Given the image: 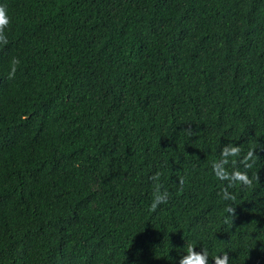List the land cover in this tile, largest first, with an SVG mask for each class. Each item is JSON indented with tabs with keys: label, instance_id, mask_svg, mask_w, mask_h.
Here are the masks:
<instances>
[{
	"label": "trees",
	"instance_id": "obj_1",
	"mask_svg": "<svg viewBox=\"0 0 264 264\" xmlns=\"http://www.w3.org/2000/svg\"><path fill=\"white\" fill-rule=\"evenodd\" d=\"M0 6V264H264V0Z\"/></svg>",
	"mask_w": 264,
	"mask_h": 264
},
{
	"label": "clouds",
	"instance_id": "obj_2",
	"mask_svg": "<svg viewBox=\"0 0 264 264\" xmlns=\"http://www.w3.org/2000/svg\"><path fill=\"white\" fill-rule=\"evenodd\" d=\"M9 24V18L6 14V10L3 6H0V43L7 44V39L5 38L3 32L5 27ZM19 64L18 59H13L11 62V70L9 72V78L12 77V75L16 71V65ZM241 149L239 147L232 148V156H236L240 153ZM254 153L253 151H249L247 155L244 157L242 163H244L245 168H251L252 164L247 163L249 160H253ZM254 162V161H253ZM214 171L217 169V165H213ZM217 175H220L218 172ZM159 173H156L152 179L159 180ZM222 179L229 180L230 184L232 185L233 182H239L245 186L251 187L252 180L249 179L246 172H240V171H233L231 175H229L227 172H224V174L221 177ZM257 180H259V177H256ZM181 184H183V180H181ZM168 193L160 192L159 188L156 189V192L154 194V199L152 204L150 205V210L155 211L157 208V205L161 203L167 202ZM234 199V197L229 196L227 193L225 194V199ZM229 211L233 212L232 209H229ZM195 248L192 246H189L187 248L186 255H183L178 258L179 264H207L208 262V253L206 250H201L199 252L194 250ZM229 256L227 253H225L223 256H217L214 258V264H228Z\"/></svg>",
	"mask_w": 264,
	"mask_h": 264
}]
</instances>
